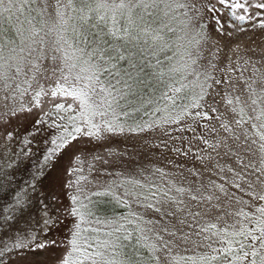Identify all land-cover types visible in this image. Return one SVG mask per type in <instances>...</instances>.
I'll list each match as a JSON object with an SVG mask.
<instances>
[{
	"label": "snow or ice",
	"instance_id": "6c2138e0",
	"mask_svg": "<svg viewBox=\"0 0 264 264\" xmlns=\"http://www.w3.org/2000/svg\"><path fill=\"white\" fill-rule=\"evenodd\" d=\"M0 264H264V0H0Z\"/></svg>",
	"mask_w": 264,
	"mask_h": 264
},
{
	"label": "rangeland",
	"instance_id": "374dc122",
	"mask_svg": "<svg viewBox=\"0 0 264 264\" xmlns=\"http://www.w3.org/2000/svg\"><path fill=\"white\" fill-rule=\"evenodd\" d=\"M255 35H256V38H257V39H260L259 31H258V30L256 31ZM121 147H123V145H121Z\"/></svg>",
	"mask_w": 264,
	"mask_h": 264
}]
</instances>
